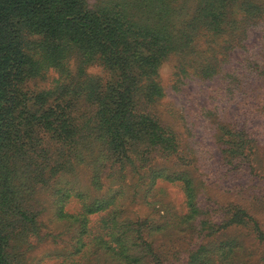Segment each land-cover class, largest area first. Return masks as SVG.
<instances>
[{"label":"rangeland","instance_id":"374dc122","mask_svg":"<svg viewBox=\"0 0 264 264\" xmlns=\"http://www.w3.org/2000/svg\"><path fill=\"white\" fill-rule=\"evenodd\" d=\"M79 2L90 14L156 32L162 55L118 114L126 123L121 148L102 144L104 116L84 93L67 115L80 129L68 142L59 133L58 108L41 118L31 114L27 130L18 109L9 107L2 123L8 133L0 134V199L27 192L19 199L34 224L29 218L8 226L7 258L13 264H264V0ZM206 4L214 23L199 15ZM23 42L33 62L18 90L48 93L46 108L59 83L86 90L96 82L105 90L115 79L100 52L85 54L32 32ZM12 95L22 106L23 96ZM22 129L27 134L18 139ZM3 163L21 170L6 177ZM176 175L191 180L193 205Z\"/></svg>","mask_w":264,"mask_h":264},{"label":"trees","instance_id":"16d2710c","mask_svg":"<svg viewBox=\"0 0 264 264\" xmlns=\"http://www.w3.org/2000/svg\"><path fill=\"white\" fill-rule=\"evenodd\" d=\"M198 12L208 22L214 23V17H217L214 9L208 4L198 9ZM28 32L44 35L55 41H67L79 47L85 54L96 51L102 53L114 74V81L109 83L105 90H101L96 82H88V85L82 86L86 90L77 89L79 85L59 83L55 103L51 102L46 108L45 95L48 93L32 96L28 92L18 90V83L22 82L21 74L25 72L24 68L33 62L24 50L23 35ZM159 42L156 32L133 29L118 16L106 13L90 14L82 8L79 0H0V134L8 133V128H3L2 123L3 116L8 117V113H11L9 107L18 109L17 120L23 116V120L26 121L23 128L27 130L31 128L29 122L31 114L41 118L52 109L58 108L59 133L61 139L68 142L80 129L70 123L67 115L75 106L77 98L84 93L88 100L98 105L99 113L104 116L99 129L102 144L109 148L111 145L121 148L127 136L123 135L120 128L126 123L123 116L119 118L118 114L127 107L130 96L137 90L138 78L146 74L147 69H153L162 55V46ZM15 93L23 96L22 106L14 103L18 97L13 98L12 94ZM30 100L35 103H31ZM31 107H34L38 114L31 111ZM126 121L131 122L129 118ZM25 129L16 133L18 139L27 134ZM15 145L18 143L11 144ZM24 146L25 143H21L19 149ZM3 164L2 172L6 177H12L13 172L21 170L15 166L8 169L6 163ZM175 177L183 181L189 204L193 205L194 188L191 180L180 175ZM16 178L20 181L19 177ZM9 187L17 189L16 184L11 182ZM7 193L8 191L4 195ZM26 193L15 192L14 200L8 197L1 202L0 199V264H13L5 253L8 226L17 219L30 218L33 222L30 213L26 207L21 206L19 199ZM95 209L89 208L88 212ZM4 225H7L6 229Z\"/></svg>","mask_w":264,"mask_h":264}]
</instances>
